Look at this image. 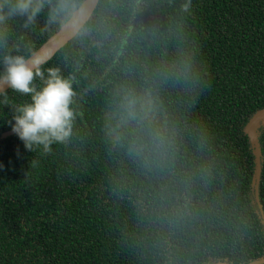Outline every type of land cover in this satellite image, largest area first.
Masks as SVG:
<instances>
[{
  "label": "trees",
  "instance_id": "1",
  "mask_svg": "<svg viewBox=\"0 0 264 264\" xmlns=\"http://www.w3.org/2000/svg\"><path fill=\"white\" fill-rule=\"evenodd\" d=\"M183 3L98 0L41 66L72 75L77 94L72 135L50 153L1 138L13 113L0 97V264H264V120L257 199L246 132L264 110V0H193L191 14ZM48 12L28 28L10 20L0 56L39 48L65 23ZM122 84L158 92L167 156L145 161L109 140ZM28 99L10 92L7 106Z\"/></svg>",
  "mask_w": 264,
  "mask_h": 264
},
{
  "label": "clouds",
  "instance_id": "2",
  "mask_svg": "<svg viewBox=\"0 0 264 264\" xmlns=\"http://www.w3.org/2000/svg\"><path fill=\"white\" fill-rule=\"evenodd\" d=\"M139 4L136 0V6ZM45 7L49 9V23L78 26V0H0V47L7 48L10 20L24 17L23 26L28 28L36 24ZM192 8L193 0H184L181 5L183 13L191 14ZM44 62V57L29 59L10 53L0 56V97L12 109L9 123L24 147L30 152L42 149L50 153L54 144L64 143L72 135L77 115L72 105L77 94L72 75L64 77L59 67L43 70ZM37 80L40 87L36 86ZM6 89L30 99L7 106L10 92ZM105 133L113 145L127 144L130 155L145 161L167 156L173 146L168 117L158 92L151 86H118L105 113Z\"/></svg>",
  "mask_w": 264,
  "mask_h": 264
},
{
  "label": "water",
  "instance_id": "3",
  "mask_svg": "<svg viewBox=\"0 0 264 264\" xmlns=\"http://www.w3.org/2000/svg\"><path fill=\"white\" fill-rule=\"evenodd\" d=\"M98 0H84L78 6V11L76 14V21H78V26L76 27H69L68 24L65 22L61 27L54 32L39 48H37L28 58L31 59L33 57H44L45 64L48 62L61 48H63L71 39H73L77 33L84 27V25L89 21L92 13L94 12L97 6ZM42 64V65H43ZM8 90V89H6ZM260 120H264V110L257 113L250 123L246 126V132L250 136V139L253 143L254 147V154L256 158V176L253 179L255 184V195L257 199V184L259 180L260 174V161H259V151L257 145V136L255 132L256 125ZM13 133L12 129L2 133L1 138H5L11 136ZM264 219V216H263ZM264 262V261H261ZM220 264V263H218ZM255 264V263H249Z\"/></svg>",
  "mask_w": 264,
  "mask_h": 264
}]
</instances>
